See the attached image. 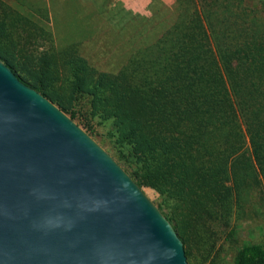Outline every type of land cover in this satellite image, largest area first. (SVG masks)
<instances>
[{
	"label": "trees",
	"instance_id": "trees-1",
	"mask_svg": "<svg viewBox=\"0 0 264 264\" xmlns=\"http://www.w3.org/2000/svg\"><path fill=\"white\" fill-rule=\"evenodd\" d=\"M15 1L0 0V59L73 120L86 104L107 151L159 194L185 244L218 240L264 182V0H175L172 22L115 74L93 72L73 35L60 71L55 52L32 49L46 2ZM62 75L77 106L54 88ZM234 264H264V244L244 243Z\"/></svg>",
	"mask_w": 264,
	"mask_h": 264
},
{
	"label": "water",
	"instance_id": "water-1",
	"mask_svg": "<svg viewBox=\"0 0 264 264\" xmlns=\"http://www.w3.org/2000/svg\"><path fill=\"white\" fill-rule=\"evenodd\" d=\"M0 264H189L144 189L1 59Z\"/></svg>",
	"mask_w": 264,
	"mask_h": 264
},
{
	"label": "rangeland",
	"instance_id": "rangeland-1",
	"mask_svg": "<svg viewBox=\"0 0 264 264\" xmlns=\"http://www.w3.org/2000/svg\"><path fill=\"white\" fill-rule=\"evenodd\" d=\"M7 1L17 6L15 0ZM41 1L46 2L50 15L46 18L35 13V20L44 32L40 35L38 33L35 40L37 46L32 49L55 52V59L59 61V69L62 71L64 58L59 52L60 45L69 44L73 40L72 35L78 36L80 55L91 62L88 61L91 67L102 70L93 72L109 74L117 73L125 64L129 50L142 46L149 38H155L165 30L174 19L176 5L175 0H39ZM262 14L264 15L263 4ZM76 28L78 32L74 33ZM88 28L95 30L94 36L84 39L87 37L84 29ZM38 31L40 32L39 27ZM71 81L62 75V79L54 81L53 85L63 101L67 104L74 101L76 104L72 98ZM88 115L84 104L83 109L78 111L75 122L106 150H113L111 144L102 141L103 127L97 126L98 121ZM261 184L256 187L257 193L252 203L246 202L245 211H238L234 206L232 215L229 216L230 225L224 227L218 240H187L186 244L183 241L185 252L188 251L186 255L189 264H234L236 254L244 243L264 244V182ZM144 191L158 206L161 201L159 194L150 187H144ZM161 211L164 215L169 213L167 208Z\"/></svg>",
	"mask_w": 264,
	"mask_h": 264
},
{
	"label": "crops",
	"instance_id": "crops-1",
	"mask_svg": "<svg viewBox=\"0 0 264 264\" xmlns=\"http://www.w3.org/2000/svg\"><path fill=\"white\" fill-rule=\"evenodd\" d=\"M135 2H137L138 0H134Z\"/></svg>",
	"mask_w": 264,
	"mask_h": 264
}]
</instances>
